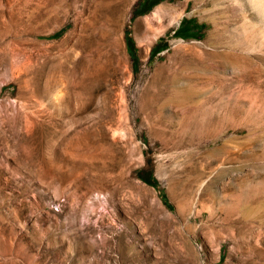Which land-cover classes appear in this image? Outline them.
<instances>
[{"label": "rangeland", "instance_id": "1", "mask_svg": "<svg viewBox=\"0 0 264 264\" xmlns=\"http://www.w3.org/2000/svg\"><path fill=\"white\" fill-rule=\"evenodd\" d=\"M261 3L0 0V264H264Z\"/></svg>", "mask_w": 264, "mask_h": 264}, {"label": "bare ground", "instance_id": "2", "mask_svg": "<svg viewBox=\"0 0 264 264\" xmlns=\"http://www.w3.org/2000/svg\"><path fill=\"white\" fill-rule=\"evenodd\" d=\"M112 1H113V0H112ZM122 2H123V1H122ZM114 3H115V2H114ZM119 3H120V2H119ZM260 5H262V7H263L264 4L261 3ZM123 7H124V6H123ZM164 8H165V7H164ZM119 10H120V9H119ZM111 16H112V15H111ZM109 22H110V21H109ZM115 24H116V23H115ZM119 25H120V24H119ZM116 28H117V25H116ZM114 30H115V29H114ZM117 30H118V29H117ZM117 30H116V31H117ZM115 33H117V32H115ZM116 35H118V34H116ZM263 35H264V34H263ZM118 36H119V35H118ZM116 37H117V36H116ZM116 37H115V38H116ZM117 38H119V37H117ZM117 38H116V39H117ZM117 40H118V39H117ZM119 40H121V39H119ZM114 41H115V40H114ZM110 42H111V40H110ZM115 42H116V41H115ZM115 42H114V43H115ZM118 42H119V41H117V42L114 44L115 47H116V44H118ZM112 43H113V42H112ZM120 43H121V42H120ZM120 43H119V44H120ZM110 44H111V43H110ZM109 46H110V45H109ZM111 47H112V46H111ZM113 47H114V46H113ZM113 47H112V48H113ZM117 47H119V46H117ZM113 49H114V48H113ZM95 51H96V50H95ZM106 51H107V50H106ZM90 52H91V51H90ZM107 53H108V52H107ZM120 54H121V53H120ZM86 55H87V54H86ZM88 55H89V54H88ZM102 55L104 56V54H102ZM228 55H229V54H228ZM121 56H123V55H121ZM85 58H86V57H85ZM230 58H231V61L234 60V62H235L236 64H239L240 61H241V62H244V63H246V64H248V65H251V64H252V60L250 59V57H244V58H243L244 61L242 60V58H240L239 56H236V55H231ZM93 59H94V58H92L91 62L93 61ZM96 59L98 60V58H95V60H96ZM125 59H127V58H125ZM125 59H124V61H125ZM95 60H94V61H95ZM97 60H96V62H97L96 64H98V62H99V61H97ZM99 60H100V59H99ZM119 60H121V58H120ZM84 61H85V59L83 60V62H84ZM114 61H116V60H114ZM86 62H87V61H86ZM91 62H90V65H92ZM121 62H122V61H121ZM232 62H233V61H232ZM123 63H124V62H123ZM79 64H80V63H79ZM96 64H95V62H94L93 65L95 66ZM121 64H122V63H121ZM98 65H101V64H98ZM113 65H115V64H113ZM83 66H84V65H83ZM86 66H87V65H86ZM120 66H121V65H120ZM96 67L99 68V66H96ZM114 67H115V66H114ZM82 68H84V67H82ZM87 68H88V67H87ZM90 68H91V67H90ZM93 68H94V67H92V69H93ZM100 69H101V67H100ZM100 69H99V70H100ZM111 69H112V68H111ZM83 70H85V69H83ZM115 70H116V69H115ZM115 70H114V71H115ZM96 71H97V69H96ZM100 71H101V70H100ZM100 71H99V74H101ZM103 71H104V70H103ZM105 71H106V70H105ZM87 72H88V74L90 73V74L92 75V77H93V75H96V74H97V73L94 74V73H95L94 70H93V72H94L93 74H92V71L89 72V69L87 70ZM82 73H84V72L82 71ZM111 73H112V72H111ZM114 73H115V72H114ZM90 74H89V75H90ZM115 74H116V73H115ZM82 75H83V74H82ZM102 75H103V74H102ZM83 77H85V76H83ZM83 77H82V78H83ZM86 77H87V76H86ZM249 77H250V76H249ZM249 77H248V79H249ZM82 78H80V79L82 80ZM88 79H90V78H88ZM91 80H92V79H91ZM154 81H155V80H154ZM167 81H168V80H167ZM171 81H172V80H171ZM220 82H221V81H220ZM222 83H223V82H222ZM227 83H228V82H227ZM165 84H166V83H165ZM224 84H225V82H224ZM224 84H221V85L219 86V89L215 90L213 93L211 92L212 94H211V96H210V99H211L212 101H213L216 97L218 98V97H219L218 95H221V94H223V92H226L227 87H226V85H224ZM85 85H86V84H85ZM85 85H84V86H85ZM231 85H232V84H231ZM153 86H154V85H153ZM151 87H152V85H151ZM151 87H150V88H151ZM158 87H159V86H158ZM150 88H149V89H150ZM229 88H230V86H229ZM230 89H231V88H230ZM158 90H160V89H158ZM228 90H229V89H227V92H228ZM149 91H150V90H149ZM157 92H158V91H157ZM161 92H162V91H161ZM161 92H160V94H164V92H163V93H161ZM148 93H151V92H148ZM152 93H153V92H152ZM183 93H184V92H183ZM165 94H166V93H165ZM165 94H164V95H165ZM173 94H174V93H173ZM224 94H225V93H224ZM155 95H156V94H155ZM155 95L153 94V95L150 96V94H149L150 97L148 96V99L151 98V97H152V99H153ZM168 95H169V94H168ZM168 95H167V96H168ZM170 95H171V94H170ZM156 96H157V97H155V98L160 97V96H158V95H156ZM161 96H163V95H161ZM172 96H173V95H172ZM179 96H180V95H179ZM179 96H178V97H179ZM222 96H223V95H222ZM164 97H165V96H164ZM164 97H163V99L165 100L166 98H164ZM175 97H176V96H175ZM175 97H174V98H175ZM155 98H154V100H155ZM170 98H172V97H170ZM176 99H178V98L176 97ZM189 99H190V98H189ZM189 99H188V100H189ZM208 99H209V98H208ZM210 99H209V100H210ZM149 100H151V99H149ZM209 100H208V101H209ZM211 100H210V101H211ZM157 101H158V99H157ZM157 101H155V102H156V103H160V102H157ZM162 101H163V100H162ZM166 101L168 102V100H166ZM176 101H178V100H176ZM176 101H174V102H176ZM164 102H165V101H164ZM174 102H172V104H173ZM187 102H188V101H187ZM191 102H192V101H191ZM153 103H154V102H153ZM183 103H184L183 101H182L181 103L178 101L176 104H175V103H174V104H175L176 106H179V105L181 106ZM205 103H206V102H205ZM194 104H195V107H196L195 110H196V109L200 110V111H197L198 113H199V112H200L201 114H202V113H203V114H204V113H209V112L207 111V108H208V107H207L206 105L203 106V107H207L206 109H201L202 107H201V104H200L199 102H195ZM194 104L191 105V107L194 106ZM199 105H200L201 108L199 107ZM166 106H167V104H166ZM210 107H211V106H210ZM140 108H141V107H140ZM142 108H143V107H142ZM142 108H141V109H142ZM208 109H209V108H208ZM212 109H213V108H212ZM186 110H187V109H186ZM209 110H210V109H209ZM213 110H214V109H213ZM193 111H194V110H193ZM230 111H231V110H230ZM190 112H191V114H190L189 117H193V116H191V115H192V114L194 115V114H195V111H194L193 113H192V111H190ZM197 112H196V113H197ZM176 113H177V112H176ZM188 114H189V113L187 112V114H186V118H187V120H184V118H183L184 121H188V120L190 119V118L188 119ZM184 116H185V115L183 114V117H184ZM198 116H199V115H198ZM203 116H204V115H203ZM208 116H209V115H208ZM197 118H198V117H197ZM199 118H200V120H201V117H199ZM199 118H198V120H199ZM192 119H193V118H192ZM182 122H183V121H182ZM182 122H181V123H182ZM188 122H189V121H188ZM190 122H191V121H190ZM183 123H184V122H183ZM183 123H182V124H183ZM185 123H186V122H185ZM185 123H184V124H185ZM179 124H180V123H179ZM182 124H180V125H182ZM202 124H203V122H202ZM186 125H187V126H186ZM182 126H183V125H182ZM182 126H181V127H182ZM185 126L187 127V129H188V127H191V128L189 129V132H190L192 129H194V130H192L191 132H197L199 126H201V125H200V122H199V121L196 122V119L194 118V121H193V123H192V122L190 123V126H188V124H185ZM177 128H178V127H177ZM184 129H185V127H184ZM177 130H178V129H177ZM181 130H182V128H181L179 131H181ZM185 130H186V129H185ZM199 131H202V130L199 129ZM169 132H170V131H169ZM171 132H172V131H171ZM173 132H174V131H173ZM175 132H176V131H175ZM181 132H183V131H181ZM192 140H193V139H192ZM192 140H191V141H192Z\"/></svg>", "mask_w": 264, "mask_h": 264}, {"label": "trees", "instance_id": "3", "mask_svg": "<svg viewBox=\"0 0 264 264\" xmlns=\"http://www.w3.org/2000/svg\"><path fill=\"white\" fill-rule=\"evenodd\" d=\"M180 30V29H179ZM188 31V30H187ZM183 33H187V32H183ZM126 42H127V46L129 48V51L132 55L133 58H135V51H136V48H135V43H134V40L130 34V31H126ZM140 177L145 181V182H148V183H155L154 180H150L146 174H139Z\"/></svg>", "mask_w": 264, "mask_h": 264}]
</instances>
